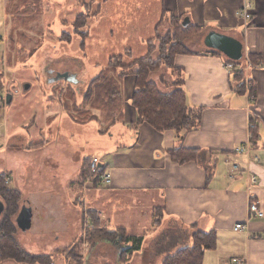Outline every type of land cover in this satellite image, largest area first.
<instances>
[{
    "label": "crops",
    "instance_id": "1",
    "mask_svg": "<svg viewBox=\"0 0 264 264\" xmlns=\"http://www.w3.org/2000/svg\"><path fill=\"white\" fill-rule=\"evenodd\" d=\"M247 2L253 15L246 22L239 11ZM81 15L88 16L86 37L75 25ZM0 20V62L9 61L8 43L20 45L26 37L32 63L25 70L48 79L46 86H39L34 107L19 89L9 105H0V174L11 177L8 187L20 192L21 208L32 212L28 230L15 219L14 238L26 253L48 256L54 264H163L190 246L201 230L217 235L216 247L205 251L203 264H264V217L249 211L250 202L256 201L264 212V0H1ZM177 20L184 30H200L184 40L189 52L175 59L183 69L187 104L202 108L200 125L188 132L158 131L147 122L137 123L132 104L134 113L129 118L122 114L118 143L86 157L85 150L79 151L78 143L66 137L77 129L69 122L87 124L68 112L65 100L74 87L54 83H70L82 75L84 66L76 64L82 58L123 53L131 62L144 57L159 26L168 32ZM212 32L243 45L242 57L234 60L238 70H228L226 62L232 59L207 44ZM53 40L60 51L80 41L73 54L57 60V68L44 54L48 46L51 51L56 47ZM25 48H18L16 59ZM41 54L44 65L38 70L33 62ZM169 72L162 67L151 78L155 82V76L161 80L169 75L165 79L172 82ZM66 73L67 79H57ZM251 120L257 128L250 153L258 162L235 151L249 141ZM178 147L195 149V160L173 161L169 151ZM99 155L111 182L85 184L80 175L86 160ZM230 160L243 169L240 174L232 175ZM240 223L247 229L236 231ZM86 224L91 230L123 229L144 240L140 250L122 259L126 247L121 237L91 236L82 262H67L64 254L85 239Z\"/></svg>",
    "mask_w": 264,
    "mask_h": 264
},
{
    "label": "trees",
    "instance_id": "2",
    "mask_svg": "<svg viewBox=\"0 0 264 264\" xmlns=\"http://www.w3.org/2000/svg\"><path fill=\"white\" fill-rule=\"evenodd\" d=\"M87 17V15H81L75 23L76 28H78L77 32L81 33L83 37L87 36V33L83 31L87 25ZM174 27L175 29H179V31L176 30L177 33L174 32L173 35L168 33L164 37L160 35L156 36L160 42V54L157 59L153 58L154 46H151L152 40H150L148 41V53L144 57L127 62L125 60L130 56L129 54L113 56L110 59L108 69L101 70L89 83L83 101L80 104L75 100L74 90H69L68 98L65 102L68 104V112L74 120L78 123L99 120L98 116L91 112L93 109L111 112L121 99L122 92L119 86V80L131 74L135 78L132 104L138 114V124L147 122L156 130L163 132L172 130L179 133L196 129L201 123L202 108H193L187 104V96L182 77L183 69L175 63L176 55L189 52L184 45L186 37H182V34L189 35L191 27L186 30L182 29L180 20L174 21ZM83 43H85V40ZM251 59L253 61L255 60L253 57ZM162 67L169 68L174 73H179V76L182 78L179 80L174 78L170 85L163 80L161 81L162 86L167 89L170 87L173 90L164 91L158 83L150 79L152 73L159 71ZM109 68L116 71L114 74L117 76L116 80L110 74L112 70ZM1 76L0 74V91L3 86ZM236 76H239L240 79L241 74H237ZM239 89H243V85ZM195 152V149L178 147L171 149L169 155L173 161L184 163L189 160H195ZM104 167L105 165L100 169L102 173L105 171ZM89 173L90 159H88L87 167H84L81 172L82 182L86 181ZM5 177V174H0V195H2L5 202L1 200L4 204L6 203L5 206L7 205V209L6 211L4 210L5 212L0 220V263L13 259L19 263L27 264H54L48 256L36 257L26 253L16 242L14 238L16 228L11 219V215L18 208V202L22 197L18 190L4 184L6 182ZM89 234L92 237L104 234L110 238L111 236L121 237L127 246L124 250L125 255H131L140 250L144 240L143 237L128 236L123 229L105 231L101 228H93ZM216 243L217 235L215 231L204 232L197 230L193 235L192 244L168 256L163 264H203L205 251L215 248Z\"/></svg>",
    "mask_w": 264,
    "mask_h": 264
},
{
    "label": "rangeland",
    "instance_id": "3",
    "mask_svg": "<svg viewBox=\"0 0 264 264\" xmlns=\"http://www.w3.org/2000/svg\"><path fill=\"white\" fill-rule=\"evenodd\" d=\"M0 4H1V0H0ZM0 22H1V20H0ZM166 25L167 24H165V27H166ZM173 26H174V24H173ZM160 29H162L161 26H159V28H158L159 33L157 35L158 36L160 35L162 37L166 36L168 33H170L172 35L174 34V32L177 33L176 30L179 31L178 28H176L174 30H170L168 32H166V29L165 30L164 29L160 30ZM199 31L200 30H195V32L191 31V32H189V35L188 34L187 35L182 34V37L188 38V36H193L195 34H198ZM53 33L55 34L56 31H53ZM20 43L26 47L24 49V53L23 52L21 53V54H23L22 56H20V54H18L17 59L15 58V56H16L15 52L18 51V48L20 46H22L21 44L20 45H14L13 47H9V43H8L7 44L8 55L10 56L9 61H7V65H6V61L0 62V74L3 76V77L1 76V81L3 80L2 81L3 86H2V89L0 91V97L2 98V100L0 101V105H4V106L6 105L7 106L6 102L3 101V97L5 96V94L7 95L8 93H10L12 95L13 94L16 95V90L19 89L18 90L19 92L21 90L22 93H25L24 96H22V97H25L24 100L28 101V103L30 102V104L34 107L35 104H37V102H38V101H34V100H35L36 96L40 95V93L38 92V88H39V86H46L48 79L45 76H41L40 78H37L36 76L34 77L32 75V72H28L27 70H25L30 65V63H32L31 61H28L29 58L27 56V54L30 53L29 45H28V38H26V37L21 38ZM52 44H53V46H55L56 40H53ZM79 45H80V41L74 42V44L72 46L63 47V50H61V51H60V48H61L60 45H58V46L56 45V47H52V51H51L50 47L48 46L46 51L44 52V54H46L48 56V60L51 61L50 64H53V66L55 68L61 67V63L57 60H60V59L63 60L62 59L63 55L73 54L74 50H76L79 47ZM159 45H160L159 40L157 38H154L152 40V43H151V46H154V48H153V58L154 59H157V57L160 54ZM184 45H185V43H184ZM3 47H4V45L0 44V52H1V49H3ZM185 47L188 49V47L186 45H185ZM33 48L34 49H32V50L34 51L36 49V47H33ZM12 49H13V51H12ZM112 50H115V49H112ZM116 55H124V54L121 53V54H114L111 56L103 55V56H90L87 58H82L81 61L76 63L80 67L84 66V73L82 75H80L79 77H74L73 79L70 80L71 81L70 83L69 82L65 83V82L59 81V82H55L54 84L55 85L60 84L58 86L63 85V86L74 87L73 89H74V93H75V100L77 102H80L84 97V94L87 90L89 83L92 81L93 78H95L97 76L94 74H96L97 71H101L105 68L107 70L109 63H110V59ZM23 57H25V60H22ZM79 58H80V54H79ZM66 59L70 60L69 58H66ZM125 61L130 62L128 59H126ZM33 63L36 65V68L38 70H41L39 66H41V68H42V66L44 65V55L41 54L38 62H33ZM124 64H125V62H124ZM109 69L112 70L111 68H109ZM15 70H17V72ZM115 72L116 71L112 70V72L110 73L113 77H115L114 80H116V78H117V76L114 75ZM169 73H171V75H172L171 78L173 80H174V78H177L178 80L182 79L179 76V73H174L173 71H170ZM98 74H99V72H98ZM155 77H156L155 82L158 83L160 85V87L162 89H164V91H169V89L170 90L172 89L170 87H168V89H167L161 85L162 80L164 82H166L168 85L171 84V82H167V80L165 79V78L170 79L169 75L165 76L161 80H158L159 75H157ZM150 79L152 80V78H150ZM29 83L31 85V89L33 86H35V88L31 92H29L31 89L26 91V92L23 91L24 85L29 84ZM119 86H120L121 92H122L121 93V99H120L119 103L114 107V109L111 112L107 111V110L98 111L96 109L95 110L93 109L91 111L93 114H96L98 116L99 120H101L100 124L97 123L95 120L87 121L86 122L87 124H83V125H77V124H74L72 122H69V126H71V127L77 126V129L74 130L73 132H70L69 134H67L66 137L70 141L77 142L79 151L85 150V152H86L85 156L86 157H92V156H94L95 153H97V154H99L98 152L102 153V152H104V150L109 149L112 146H115L116 143H118V142H116V140L119 139L120 135H121L120 129L122 127L121 120L124 118L123 115L125 114L126 117L129 118V114L134 113V107L132 106V103H131V97H132L134 90H135V78H134V76L131 74L126 75L123 79L119 80ZM18 91H17V93H18ZM29 99H30V101H29ZM99 101H101V100H99ZM104 130H106V131H104ZM140 146H141V144H140ZM99 158L101 159L103 157L99 155ZM86 161H87V163H85V166H84L85 168L88 165V160H86ZM7 177L8 176H6L5 178H7ZM4 184L6 185L7 183L4 182ZM0 194H1V192H0ZM1 199L5 202L2 195H0V200ZM21 204H22V200H20L18 202V208H16L15 211L11 215V219L14 223L15 228H16L15 219L20 212V208L22 206ZM5 207H6L5 208V211H6L7 205ZM85 211H86V209H85ZM101 229H103V228H101ZM104 230L106 231L107 229H104ZM14 232H18L17 228L15 229ZM90 232H91V229H88L87 224H86L84 226V234H83V235H85V239L82 238L80 241L77 242V244L73 245L72 247H70L68 249L67 254H64L67 262H70V263L82 262L83 254H85L87 252V250L89 249L90 244H91L89 241L91 238V236L89 234ZM102 236H104L108 239H112V240L118 238V237H112V236L110 238V237H108V235H105V234ZM121 240L124 244V241L122 238H121ZM125 247L127 248L126 245H125ZM125 256L126 255L123 251L122 259ZM9 260H13V259H9ZM5 261H7V260H5Z\"/></svg>",
    "mask_w": 264,
    "mask_h": 264
},
{
    "label": "built area",
    "instance_id": "4",
    "mask_svg": "<svg viewBox=\"0 0 264 264\" xmlns=\"http://www.w3.org/2000/svg\"><path fill=\"white\" fill-rule=\"evenodd\" d=\"M253 7L251 2H247L242 9H240L239 11V15L247 22L252 20V15H253ZM236 61L234 60H228V62H226V68L232 72H234L235 70H238L236 68ZM2 100V98L0 97V101ZM3 101L6 102V94L3 97ZM257 128V123L254 120H251L248 124V131H249V141H247V143L238 146L235 151L236 153L239 154H245L248 156V160L251 161H255L258 162L259 158L256 155H252L251 149L254 146V139H255V135H254V131ZM230 163L232 164V175H238L240 174L243 169L240 167V165L237 162L231 161ZM104 164L102 163V160L99 157H93L90 159V173L85 181L86 184H90V185H108L111 182V174L109 172L104 171L103 173L100 171L101 167ZM11 181V177H7L6 178V183H10ZM251 182L253 185H255L257 183V179L255 176H253L251 178ZM249 211L250 214L255 216V217H259L262 218L264 217V212L260 209L259 204L256 201H251L249 204ZM101 215V213H99ZM236 231H244L247 229L245 224H237L234 228ZM236 261V260H234ZM237 263H241V261H236Z\"/></svg>",
    "mask_w": 264,
    "mask_h": 264
},
{
    "label": "water",
    "instance_id": "5",
    "mask_svg": "<svg viewBox=\"0 0 264 264\" xmlns=\"http://www.w3.org/2000/svg\"><path fill=\"white\" fill-rule=\"evenodd\" d=\"M184 26L188 24V21L183 23ZM207 44L217 48L219 51H221L223 54L227 55L232 60H238L242 57V52L244 50L243 45L236 39L221 34L212 32L207 38ZM68 73L66 74H59L57 76V79H67ZM56 79V80H57ZM30 83L24 85V91H27L30 88ZM13 100V95L8 93L6 95V104L9 105ZM5 210V204L2 200H0V219L2 217V214ZM31 221H32V212L31 209L27 206H23L21 208L20 213L18 214L16 218V222L18 226L22 230H28L31 227Z\"/></svg>",
    "mask_w": 264,
    "mask_h": 264
},
{
    "label": "bare ground",
    "instance_id": "6",
    "mask_svg": "<svg viewBox=\"0 0 264 264\" xmlns=\"http://www.w3.org/2000/svg\"><path fill=\"white\" fill-rule=\"evenodd\" d=\"M157 224V223H156ZM157 226V225H156Z\"/></svg>",
    "mask_w": 264,
    "mask_h": 264
}]
</instances>
